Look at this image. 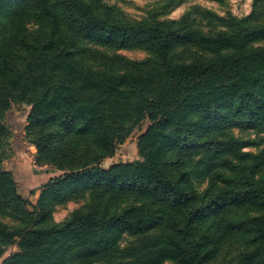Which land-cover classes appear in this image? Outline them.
<instances>
[{"label":"trees","instance_id":"1","mask_svg":"<svg viewBox=\"0 0 264 264\" xmlns=\"http://www.w3.org/2000/svg\"><path fill=\"white\" fill-rule=\"evenodd\" d=\"M54 1L0 0L8 26L0 38V138L9 105H26L37 157L63 172L33 206L0 170V210L25 223L15 231L0 223V257L8 246L18 250L2 264H209L232 235L254 247L235 264H264V181L257 179L264 149L244 153L254 144L225 135H264V48L250 50L264 43V23L206 36L187 18L133 24L100 16L86 0ZM85 43L141 49L155 63L109 58L122 69L98 73L79 59L89 53ZM179 47L211 57L173 64ZM145 120L140 161L99 167ZM199 156L231 158L232 173H215L200 195L184 170ZM86 192L84 210L42 227L55 206ZM128 195L149 204L117 209ZM240 210L256 215L229 216ZM123 237L141 241L120 248Z\"/></svg>","mask_w":264,"mask_h":264},{"label":"rangeland","instance_id":"2","mask_svg":"<svg viewBox=\"0 0 264 264\" xmlns=\"http://www.w3.org/2000/svg\"><path fill=\"white\" fill-rule=\"evenodd\" d=\"M94 6L99 15L110 20H120L133 24H168L179 23L184 18L188 19L191 28L206 36L227 34L236 29L238 25L254 28L264 23V0H86ZM54 4V0H50ZM6 7L0 9V38L7 37ZM32 30L33 26L29 25ZM89 53L79 57L82 63L93 71L105 73L110 69L119 72L123 64L112 61V58L123 59L127 62L142 63L150 61L155 63L152 53L136 49H111L95 43H85ZM264 43L256 44L250 50L262 49ZM225 55V54H223ZM211 56L194 47H179L170 54L173 64H185L195 61L207 60ZM111 58L110 60H108ZM30 108L26 105L12 102L3 114L2 123L7 130V135L0 138V170L11 174L18 185V192L27 199L31 205L36 206L40 188L50 179L63 175L57 168L43 163L37 157L33 146L34 136L27 133V115ZM149 126L148 121H143L135 128L125 142L120 145L114 156L103 160L99 167L108 169L119 163H133L140 161L137 143L139 137ZM225 135L254 145L242 150L244 153L258 154L264 149V135L257 130L232 129ZM228 157L199 156L184 161V170L188 172L193 191L200 195L205 192L215 173L232 175ZM257 179L264 181V165L257 174ZM33 191L34 195L30 196ZM91 193L86 192L73 201L55 206L50 220L42 227H51L63 223L74 212L82 211L88 205ZM149 202L135 195L124 197L117 205V209L126 206L148 205ZM256 215L252 211H236L230 213L233 219ZM0 223L10 231L19 230L24 222L8 216L0 210ZM141 238L123 237L120 248L135 245ZM2 248V245L0 244ZM0 248V249H1ZM249 239L232 235L228 237L218 254L209 264H235L237 260L250 252ZM18 250L15 246H8L0 257V264ZM101 264V263H99ZM164 264H173L170 262Z\"/></svg>","mask_w":264,"mask_h":264},{"label":"crops","instance_id":"3","mask_svg":"<svg viewBox=\"0 0 264 264\" xmlns=\"http://www.w3.org/2000/svg\"><path fill=\"white\" fill-rule=\"evenodd\" d=\"M48 181V180H47Z\"/></svg>","mask_w":264,"mask_h":264}]
</instances>
